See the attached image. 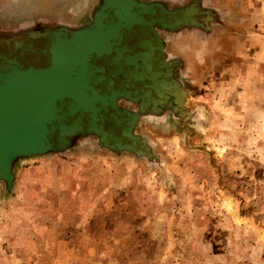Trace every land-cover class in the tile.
Here are the masks:
<instances>
[{
    "label": "rangeland",
    "instance_id": "obj_1",
    "mask_svg": "<svg viewBox=\"0 0 264 264\" xmlns=\"http://www.w3.org/2000/svg\"><path fill=\"white\" fill-rule=\"evenodd\" d=\"M133 1L156 13L107 34L104 0H0L9 51L78 35L82 65L150 77L117 81L143 154L90 135L0 185V264H264V0Z\"/></svg>",
    "mask_w": 264,
    "mask_h": 264
},
{
    "label": "water",
    "instance_id": "obj_2",
    "mask_svg": "<svg viewBox=\"0 0 264 264\" xmlns=\"http://www.w3.org/2000/svg\"><path fill=\"white\" fill-rule=\"evenodd\" d=\"M104 1L106 5L96 20L104 14L111 17V13L118 18L115 25H104L106 33L115 30L119 34L134 24L146 23L140 15L156 13L155 6L133 0H111L113 6ZM156 21L164 23V18ZM97 27L98 24L94 26ZM66 37L61 33L45 43L42 56L25 52L35 48L33 42L27 48L18 43L14 51L0 42V185L7 193L14 189L21 161L67 152L90 135L98 137L102 148L143 154L145 141L135 134L140 113L119 106L123 99L135 102L142 97L141 91L130 90L123 81L124 85L118 86L117 81L124 76L128 83L143 84L150 77L139 73L132 61L126 64L136 69L127 72L82 65L78 61L84 52L78 44L80 37ZM113 45L101 46L103 51L95 53V57L108 59ZM160 92L152 98L153 104H160ZM146 106L142 101L139 110L142 112Z\"/></svg>",
    "mask_w": 264,
    "mask_h": 264
},
{
    "label": "flooded vegetation",
    "instance_id": "obj_3",
    "mask_svg": "<svg viewBox=\"0 0 264 264\" xmlns=\"http://www.w3.org/2000/svg\"><path fill=\"white\" fill-rule=\"evenodd\" d=\"M37 29V28H36ZM41 29V28H40ZM43 31V29H41Z\"/></svg>",
    "mask_w": 264,
    "mask_h": 264
}]
</instances>
